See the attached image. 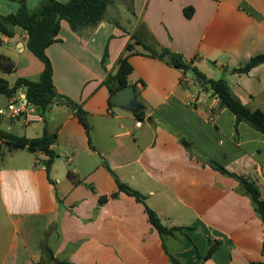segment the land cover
I'll use <instances>...</instances> for the list:
<instances>
[{
  "label": "crops",
  "instance_id": "crops-1",
  "mask_svg": "<svg viewBox=\"0 0 264 264\" xmlns=\"http://www.w3.org/2000/svg\"><path fill=\"white\" fill-rule=\"evenodd\" d=\"M19 1L0 0V15L16 13ZM41 1L26 0L28 10ZM125 9V23L116 19L119 11L107 10L104 21L79 34L62 20L59 40L46 50L56 91L86 113L89 136L76 112L58 102L46 112V123L12 118L8 110L0 115V131L31 139L46 126L57 134L49 178L41 164L46 156L0 138V264L42 262L44 241L55 259L69 264H172L171 257L181 264H264V221L252 199L235 178L209 165L214 161L247 178L264 199V135L246 123L236 126L228 109L214 112L212 91L146 56L140 45L134 48L140 54L129 58L128 80L144 119L111 108L104 85L137 37L180 53L208 79L225 80L249 109L264 111V63L234 71L264 55V0H132V11ZM13 31L11 38L0 34V57L15 63L10 73L0 67L10 86L18 78L36 81L44 70L28 49V33L17 26ZM25 93H0V110ZM69 171L81 182L70 179ZM115 177L145 195L166 227L183 232L161 237L142 203L124 192L111 197L118 192ZM103 195L109 199L100 203Z\"/></svg>",
  "mask_w": 264,
  "mask_h": 264
},
{
  "label": "trees",
  "instance_id": "trees-1",
  "mask_svg": "<svg viewBox=\"0 0 264 264\" xmlns=\"http://www.w3.org/2000/svg\"><path fill=\"white\" fill-rule=\"evenodd\" d=\"M118 0H70L66 3L58 2L57 0H42L38 8L33 12L28 10L26 0L19 1V9L14 14L0 15V34L13 37L14 27H20L28 33V49L34 53L44 63V70L38 80H30L26 78H18L13 86L9 82L0 77V93L5 96H12L21 88H24L28 103L34 106L36 113L40 115L45 121V114L49 107L54 103H60L74 110L78 115L80 122L86 129L87 135L90 134V125L88 123L86 113L69 98L59 95L55 89L53 81V66L46 53L47 48L53 43L57 42L58 35L61 29V22L65 20L68 22L71 30L77 34L84 29H93L106 19L108 7L116 3ZM122 2H129L127 6L131 10L132 0H121ZM132 11V10H131ZM193 9L187 7L184 9L185 15L191 17ZM135 45L142 46L147 52L145 55L164 61L169 66L178 69L184 78H202V86L205 91H212V95L218 99V107L214 112L221 109L230 110L236 121V126L240 123H246L254 129L260 131L264 135V111L261 109L251 110L244 105L238 97L234 95L227 82L223 79L212 80L204 76L197 67L187 62L184 57L177 52L168 48L153 44H147L135 37L134 43H128L125 48L124 55L118 60V69L114 74H108L104 85L108 88L110 99L121 89L130 85L128 80L129 75L133 72V66L129 61L132 54H140L134 51ZM143 54V53H141ZM108 55L104 54L102 59L103 68H105ZM264 63V55H259L251 58L244 66L234 69L239 73L249 72L258 64ZM0 67L6 72H13L15 70V63L11 58L2 55L0 57ZM112 108L113 105L109 103ZM139 120H143L145 111L134 113ZM57 134L49 133L47 127H44L42 136L37 138L18 137L11 133L0 131V138L2 142L9 147L15 146L20 149H27L29 152H41L46 159L42 161L45 167L48 178L50 177L51 166L57 157V154L51 149V146L56 141ZM209 165L222 173L223 175L235 178L245 194L250 196L254 203L255 210L258 216L264 221V199H262L258 188L254 183L247 178L239 176L228 171L222 165L210 161ZM107 168L111 171L110 167ZM68 176L76 184L81 180L72 171L68 172ZM116 183L118 185V192L111 195L116 198L120 192H124L136 199L137 202L145 206L146 213L152 226L158 231L161 237L173 236L175 232H183L182 227L168 228L158 217L157 213L148 207L145 203L146 197L137 190L132 189L126 183L121 182L117 177ZM109 196L103 195L100 197V203H105ZM43 244L41 245L42 249ZM45 246L43 247V249ZM264 249V240H263ZM46 254L51 260V264H69L65 261H58L53 257L51 250L46 251ZM172 264H181L177 259L171 257ZM256 264V263H252Z\"/></svg>",
  "mask_w": 264,
  "mask_h": 264
},
{
  "label": "water",
  "instance_id": "water-1",
  "mask_svg": "<svg viewBox=\"0 0 264 264\" xmlns=\"http://www.w3.org/2000/svg\"><path fill=\"white\" fill-rule=\"evenodd\" d=\"M196 82L201 85L202 78H197ZM24 103L28 104V99L24 96ZM110 104L114 107L126 109L133 113H137L143 109L137 101L136 91L133 85H128L125 88L121 89L110 99ZM17 149V147H14Z\"/></svg>",
  "mask_w": 264,
  "mask_h": 264
},
{
  "label": "rangeland",
  "instance_id": "rangeland-1",
  "mask_svg": "<svg viewBox=\"0 0 264 264\" xmlns=\"http://www.w3.org/2000/svg\"><path fill=\"white\" fill-rule=\"evenodd\" d=\"M116 6L115 7H110L109 8V10H110V12L109 13H112L113 11H116V12H118L119 11V14H118V17H116V19L118 20V22L120 23V24H123V23H125V20H126V17H128V12H127V9H125V7H127L128 5H129V2L127 1L126 3L125 2H122L121 0H118L117 2H116ZM125 7H124V6ZM118 9V10H117ZM108 10V11H109ZM114 15V18H115V16H116V14H113ZM0 53H5V48H4V46H0ZM3 75V74H2ZM6 77L8 76V75H5ZM19 106V104L17 103L16 104V107H18ZM4 112H6L7 113V108H5L4 109ZM8 117V116H7ZM14 123H15V126L17 127V130H20V128H21V125L18 123V121H17V119H14ZM2 128H4L5 129V126H2ZM4 151H8L7 150V148H4ZM19 155H28L27 154V152L26 151H20L19 152ZM44 240H45V238H44ZM43 240V241H44ZM41 244H43V246H42V249L40 248L39 249V252H40V254H42V262H39L38 264H51V260H49V256H48V254H46V251H48L49 249V246H48V242L47 241H44L43 243H41ZM45 246V248L43 249V247ZM23 256H27L25 253H23ZM60 259H62V257H59ZM28 260H30V263H31V259L28 257ZM34 260V259H33ZM53 264V263H52Z\"/></svg>",
  "mask_w": 264,
  "mask_h": 264
},
{
  "label": "built area",
  "instance_id": "built-area-1",
  "mask_svg": "<svg viewBox=\"0 0 264 264\" xmlns=\"http://www.w3.org/2000/svg\"><path fill=\"white\" fill-rule=\"evenodd\" d=\"M17 103L19 104L18 107H16ZM32 109H35L34 106H32L29 103L25 104L24 98H21V97L14 98V100H12L7 106V110L11 112L12 118H18V117H21L22 115H25L26 122H34L36 121V118L37 120H41L42 117L40 115H33L34 110ZM0 115H4L3 110H0Z\"/></svg>",
  "mask_w": 264,
  "mask_h": 264
}]
</instances>
